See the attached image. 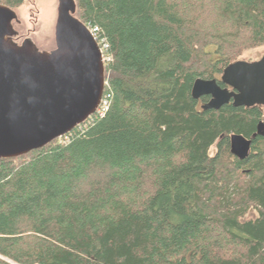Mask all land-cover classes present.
Wrapping results in <instances>:
<instances>
[{
	"label": "trees",
	"instance_id": "1",
	"mask_svg": "<svg viewBox=\"0 0 264 264\" xmlns=\"http://www.w3.org/2000/svg\"><path fill=\"white\" fill-rule=\"evenodd\" d=\"M24 1L0 4L15 11ZM74 3L108 44L107 109L0 158V238L51 242L25 262L7 260L0 245V264H264V106L203 110L209 97L191 96L196 78L218 79L264 47V0ZM232 133L252 139L243 160L229 151ZM145 183L157 185L149 209L168 226L213 222L247 259L208 256L195 234L162 246L160 223L119 209L121 199L142 200Z\"/></svg>",
	"mask_w": 264,
	"mask_h": 264
},
{
	"label": "water",
	"instance_id": "2",
	"mask_svg": "<svg viewBox=\"0 0 264 264\" xmlns=\"http://www.w3.org/2000/svg\"><path fill=\"white\" fill-rule=\"evenodd\" d=\"M16 17L0 4V158L23 155L70 132L96 111L105 83L99 46L75 17L74 0H58L52 51L38 50L29 38L14 42ZM191 96L209 97L203 110L229 103L264 106V55L229 63L219 79L196 78ZM251 144L241 134L229 136V151L239 160Z\"/></svg>",
	"mask_w": 264,
	"mask_h": 264
},
{
	"label": "rangeland",
	"instance_id": "3",
	"mask_svg": "<svg viewBox=\"0 0 264 264\" xmlns=\"http://www.w3.org/2000/svg\"><path fill=\"white\" fill-rule=\"evenodd\" d=\"M57 5L58 0H25L15 10L17 17L13 20L14 29L20 35L18 43L29 38L40 51H48L54 48ZM262 55H264V47H255L247 50L239 60L253 61ZM215 152L216 145H213L210 148V154L214 155ZM156 187V184L145 183L144 198L142 200L121 199L118 204L119 209L122 212L133 213L143 219L160 223L162 227L160 243L164 247L185 236L195 234L208 242L209 248L205 251L208 256L247 259L246 248L229 237L222 228L213 222L199 221L180 229H174L168 226L159 215L152 214L149 209V201ZM255 215L256 212L252 211L248 217ZM0 245L6 253L7 260L12 262L11 259H16L19 262H25L35 254L46 252L51 242L43 236L27 233L13 238H0Z\"/></svg>",
	"mask_w": 264,
	"mask_h": 264
},
{
	"label": "built area",
	"instance_id": "4",
	"mask_svg": "<svg viewBox=\"0 0 264 264\" xmlns=\"http://www.w3.org/2000/svg\"><path fill=\"white\" fill-rule=\"evenodd\" d=\"M84 25L87 27L88 31L90 32L91 36L94 38V40L97 42L99 46V51L101 54V59L103 61L104 67L108 64L110 61L111 57L108 54V44L105 42L104 39L101 38L99 34V28L97 26L91 25V24H85ZM106 85V81L104 83V87ZM107 98L102 94L100 103L98 107L96 108V111L94 112L96 115L102 116L107 109ZM92 115V114H91Z\"/></svg>",
	"mask_w": 264,
	"mask_h": 264
},
{
	"label": "flooded vegetation",
	"instance_id": "5",
	"mask_svg": "<svg viewBox=\"0 0 264 264\" xmlns=\"http://www.w3.org/2000/svg\"><path fill=\"white\" fill-rule=\"evenodd\" d=\"M57 6H58V5H57ZM56 20H57V9H56V19H55V23H56ZM54 27H55V26H54ZM13 28H14V26H13ZM11 38H12V40H13L14 42H16L17 44H21V43H18L19 38H20V35H18L17 33H16L15 35H12ZM54 42H55V47H56L55 36H54ZM55 47L52 48L51 50H48V51H52L53 49H55ZM46 51H47V50H46ZM218 79H219V78H218Z\"/></svg>",
	"mask_w": 264,
	"mask_h": 264
}]
</instances>
